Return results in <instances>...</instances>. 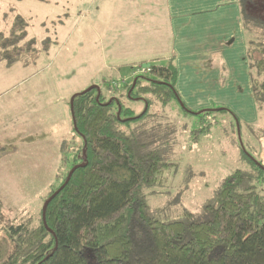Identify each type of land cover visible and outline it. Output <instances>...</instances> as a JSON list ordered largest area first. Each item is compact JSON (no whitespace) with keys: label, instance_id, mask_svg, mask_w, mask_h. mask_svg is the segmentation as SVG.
I'll return each mask as SVG.
<instances>
[{"label":"rangeland","instance_id":"obj_1","mask_svg":"<svg viewBox=\"0 0 264 264\" xmlns=\"http://www.w3.org/2000/svg\"><path fill=\"white\" fill-rule=\"evenodd\" d=\"M161 1L0 0V33L7 35L15 15H19L26 23V41L34 40L35 47L39 49L45 40L48 41L46 51L40 50L34 58L22 55L8 68L0 61V89L6 85L7 78L19 76L35 82L34 87L39 88L38 91L45 90L47 86L49 96L53 97L56 92L60 94L56 111L59 116L56 120L59 121L65 105L69 107L66 119L70 114L72 120L70 104L73 95L99 86L98 90L105 100L115 97L124 109H128L122 112L121 115L125 116L123 119L128 115L134 117L144 111L145 104L141 100L130 99L125 94L124 84H129L133 76L148 75L145 64L170 65L176 73L178 71L173 35ZM240 19L244 24L242 7ZM246 32L244 27L245 50ZM198 37L191 36L194 39ZM211 62L216 63L215 55ZM241 63L246 65L250 79V60L246 51ZM38 77H47L52 83L40 86L36 83ZM235 80L239 87L231 88L236 86L233 83ZM218 84L226 90L231 88L235 94L227 91L214 94L220 100L198 107L194 103V89L188 88L179 94L180 101L171 100L166 105L152 101L146 115L120 126L124 132L136 137L138 142L146 144L141 147V152L158 150L166 165L157 183L141 186L148 212L158 220L206 221L211 218L204 207L216 205V194L224 178L235 169L250 168L241 156L237 120L246 149L258 158L257 130L245 131L247 124L256 122L259 117L254 99L251 98L250 106L247 101L245 92H250V89L245 90L237 78L228 80L222 72ZM174 86L176 88V84ZM63 95H66L64 105L60 101ZM5 99V96L0 98V106ZM203 109L211 111L195 114ZM45 111L43 108L41 113L32 114L37 121L32 127L43 120L48 121ZM209 122L211 125L207 130L196 132ZM40 127L48 130L47 126ZM72 127L75 130L74 125ZM48 131V137L44 140H26L30 143H24V147L22 144L12 147L6 156L4 153H7L6 147L9 145L2 135V226L25 220L35 213L50 186L59 183L56 177L70 168V161L79 154L76 149L82 144L80 136L73 133L72 138L67 137L59 145L57 155V137L60 134L55 127ZM64 155L68 159L67 164L61 161ZM11 248V241L0 233V264Z\"/></svg>","mask_w":264,"mask_h":264},{"label":"trees","instance_id":"obj_2","mask_svg":"<svg viewBox=\"0 0 264 264\" xmlns=\"http://www.w3.org/2000/svg\"><path fill=\"white\" fill-rule=\"evenodd\" d=\"M239 5L247 31L251 95L259 116L245 131L256 129L258 140L264 136V0H239ZM26 36L24 19L15 15L7 35L0 33V61L5 67L22 55L34 58L46 51L48 41L39 49ZM147 71L124 84L130 99L145 104L134 117L123 119L128 109L115 97L105 100L99 86L73 95L72 122L82 139L79 154L58 174L59 183L50 186L35 213L0 225V233L12 244L1 264H264V166L246 149L239 120L241 156L250 168L235 169L224 178L216 205L204 207L211 218L166 222L148 212L141 186L157 183L166 165L158 150L141 152L146 144L120 126L146 115L152 101L166 105L180 97L170 65L150 63ZM67 160L66 155L61 158L64 164ZM63 184L47 204L44 225L42 207ZM1 211L0 202V217Z\"/></svg>","mask_w":264,"mask_h":264},{"label":"crops","instance_id":"obj_3","mask_svg":"<svg viewBox=\"0 0 264 264\" xmlns=\"http://www.w3.org/2000/svg\"><path fill=\"white\" fill-rule=\"evenodd\" d=\"M161 2L173 35L172 44L178 66L175 80L178 95L183 94L182 90L193 88L192 94L196 98L195 106L202 107L220 100L219 97H214V94L224 91L235 94L231 88H238L239 83L236 80L233 81L236 86L226 90L218 84L220 72L226 75L228 80L237 78L239 82H242L245 90L250 89L246 65L241 63L246 50L239 0H162ZM193 35L199 37L191 38ZM213 55L216 57L215 64L211 62ZM48 79L38 77L36 83L40 86L44 83H52V80ZM34 83L25 76L12 77L7 78L6 85L0 89V98L4 96L6 98L0 106V140L4 136L9 145H6L7 153H4V156L12 150V147H20V144L24 147V143L44 140L48 137V130L51 131L53 127L60 134L57 137L58 155L61 142L76 134L70 114L66 119L69 111L67 105L61 109L63 115L60 120H56L59 118L56 111L60 94L56 92L53 97L49 96L47 86L45 90L38 91L39 88L34 87ZM187 92L190 91L187 90ZM245 93L250 106L252 104L251 89L250 92ZM65 97L66 95H63L60 98L62 105L65 104ZM43 108L47 113L45 118L49 122L43 120L42 124L40 122L39 125L32 127L37 123L32 114L41 113L40 110ZM66 123H68L67 126ZM40 126H47L48 130ZM31 138L33 141H30ZM257 141L258 158L264 166V136Z\"/></svg>","mask_w":264,"mask_h":264},{"label":"water","instance_id":"obj_4","mask_svg":"<svg viewBox=\"0 0 264 264\" xmlns=\"http://www.w3.org/2000/svg\"><path fill=\"white\" fill-rule=\"evenodd\" d=\"M146 66H149V64H145ZM90 89V87L88 88V89H86V90H89ZM84 157V156H83ZM85 158V157H84ZM72 171H73V169H71V171L68 173V175H67V178H66V181H65V183L68 181V179H69V177H70V175H71V173H72ZM64 183V184H65ZM64 184L62 185V186H60L46 201H45V203H44V205H43V207H42V219H43V223H44V225H45V218H44V215H45V209H46V207H47V204L49 203V201L63 188V186H64Z\"/></svg>","mask_w":264,"mask_h":264}]
</instances>
